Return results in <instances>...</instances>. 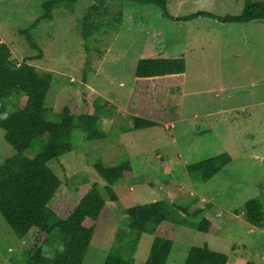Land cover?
Masks as SVG:
<instances>
[{
  "label": "rangeland",
  "instance_id": "obj_1",
  "mask_svg": "<svg viewBox=\"0 0 264 264\" xmlns=\"http://www.w3.org/2000/svg\"><path fill=\"white\" fill-rule=\"evenodd\" d=\"M44 0H0V39L14 62L51 74L45 105L96 116L105 138L87 141L73 129L72 150L47 163L0 128V264H21L33 223L52 204L61 216L93 185L106 206L82 264H104L116 230L127 227L130 206L167 199L201 208L207 232L165 220L143 233L134 264H145L155 235L172 241L166 264H185L192 247L227 255L229 264H264V231L243 217V205L264 199V20L221 22L199 15L164 17L155 4L78 1L42 17ZM258 1V0H253ZM244 0H167L173 17L198 12L240 15ZM84 16L90 37H83ZM38 19L33 47L21 31ZM181 58L183 73L139 78L142 58ZM131 116L157 123L124 129ZM230 161L206 181L193 182L186 166L219 154ZM131 161V171L104 190L95 169ZM56 232V231H55ZM57 233L50 249H60Z\"/></svg>",
  "mask_w": 264,
  "mask_h": 264
},
{
  "label": "trees",
  "instance_id": "obj_2",
  "mask_svg": "<svg viewBox=\"0 0 264 264\" xmlns=\"http://www.w3.org/2000/svg\"><path fill=\"white\" fill-rule=\"evenodd\" d=\"M80 0H44L42 2L44 18H51L55 8L73 9ZM82 1V0H81ZM97 1V0H85ZM125 3L155 4L160 7L162 15L175 20H188L199 15L210 16L221 22L246 23L253 20H264V0H244L240 15L214 16L207 12H198L185 17H173L166 9L167 0H117ZM38 19L29 28L22 30L26 40L33 47L36 43L31 31ZM89 17L84 16L83 37H90ZM11 50L0 39V128L9 137H14L21 147L31 148L35 157L47 163L58 159L72 150L71 137L73 129L85 133L87 141L105 138L107 135L99 129L96 116L87 113H76L64 107L53 112L45 105L47 92L52 81L51 74L40 72L26 61L16 63ZM184 59L181 58H142L138 61L135 76L139 78L183 73ZM131 124L124 129H142L154 127L156 122L131 116ZM230 161L227 154H219L201 162L186 166L188 176L193 182L208 180ZM97 175L105 182L104 190L112 200L116 199L113 186L131 171V161L126 160L115 166H108L101 160L94 163ZM193 198L182 205L167 199L155 200L130 206L127 209L128 225L119 227L108 250L104 264H134L136 244L143 233L155 234L158 226L167 220L175 224L207 232L212 221L202 215L197 207L190 211ZM106 202L97 185L91 186L75 203L73 209L61 216L52 204L41 211L33 223L31 242L24 249L21 264H82L86 251L94 235L97 220L100 218ZM243 217L251 225L264 231V199L253 197L243 205ZM56 231V232H55ZM57 233L62 239L61 248L50 249L49 237ZM172 248V241L161 235H155L150 245L145 264H166ZM185 264H229L227 255L215 252L207 246L189 249ZM238 264H263L251 261H240Z\"/></svg>",
  "mask_w": 264,
  "mask_h": 264
}]
</instances>
